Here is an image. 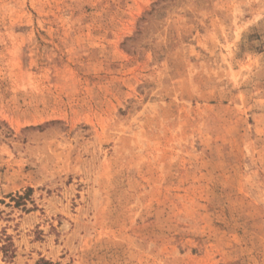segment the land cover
Segmentation results:
<instances>
[{
    "label": "rangeland",
    "instance_id": "1",
    "mask_svg": "<svg viewBox=\"0 0 264 264\" xmlns=\"http://www.w3.org/2000/svg\"><path fill=\"white\" fill-rule=\"evenodd\" d=\"M0 264H264V0H0Z\"/></svg>",
    "mask_w": 264,
    "mask_h": 264
}]
</instances>
